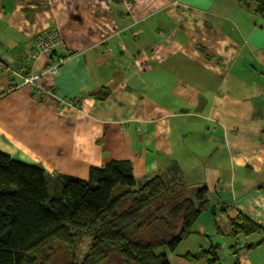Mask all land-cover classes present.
Masks as SVG:
<instances>
[{
  "label": "crops",
  "instance_id": "obj_1",
  "mask_svg": "<svg viewBox=\"0 0 264 264\" xmlns=\"http://www.w3.org/2000/svg\"><path fill=\"white\" fill-rule=\"evenodd\" d=\"M130 1L127 12L121 0H0V153L49 177L85 179L90 166L124 160L136 188L155 176L184 183L187 198L205 187L210 205L193 233L159 253L169 264H207L185 256L217 248L219 264L233 253L238 264H264V162L207 165L221 151L264 149L254 113L262 102L237 109L242 128L226 120L228 95L264 97V20L238 0ZM49 29L62 39L53 58L67 60L39 79L41 94L20 87L21 71ZM49 57L29 63L30 73ZM236 215L261 232L231 236Z\"/></svg>",
  "mask_w": 264,
  "mask_h": 264
},
{
  "label": "trees",
  "instance_id": "obj_2",
  "mask_svg": "<svg viewBox=\"0 0 264 264\" xmlns=\"http://www.w3.org/2000/svg\"><path fill=\"white\" fill-rule=\"evenodd\" d=\"M238 2L252 5L264 20V0ZM107 96L100 92L96 99ZM186 188L182 182L168 185L159 176L136 188L124 160L90 166L81 179L49 177L38 166L0 153V264H45L51 241L69 250V264H169L159 251H174L210 205L205 187L196 189L193 198L185 196ZM228 221L234 238L262 229L241 215ZM84 237L89 247L76 260L75 243ZM232 255V264H238ZM185 258L219 264L217 248Z\"/></svg>",
  "mask_w": 264,
  "mask_h": 264
},
{
  "label": "rangeland",
  "instance_id": "obj_3",
  "mask_svg": "<svg viewBox=\"0 0 264 264\" xmlns=\"http://www.w3.org/2000/svg\"><path fill=\"white\" fill-rule=\"evenodd\" d=\"M243 96L245 95H235V96L228 95V106H227L228 115L226 117L228 130L234 131L244 126V117H242V115L240 117L236 115V113L238 112L237 109L240 110V113H245L247 112V110H249L250 106L253 103H258V106L259 103L261 102L262 105L264 104L263 102L264 97L248 98ZM255 109L256 110L254 111V113L256 114V116H262L264 120V107L263 109H259L258 107ZM237 155L242 158L240 160H245V161H239V157ZM263 162H264V149L261 151H256L251 149V150L242 151L237 154L226 153V152L223 153V151H221L220 153H218V155H216V157L212 158V161H209L207 165H210L212 163L214 164L216 169H224L227 168L229 165H231L230 169H232L234 168V166H241L245 164H250L255 166L256 168H259L260 166H262ZM237 175H238L237 173L233 175L234 184L238 183ZM202 217L203 216H201L200 219H202ZM89 241L90 240L88 238L84 237L75 243L74 254L76 256V260H79L83 256L82 254H84L87 251L89 247ZM44 257L46 259L45 264H69L71 261L69 250L66 249L64 245L55 241H51L45 247ZM222 262L223 261L221 260V264H223ZM108 264H114V261L112 262L110 261Z\"/></svg>",
  "mask_w": 264,
  "mask_h": 264
},
{
  "label": "built area",
  "instance_id": "obj_4",
  "mask_svg": "<svg viewBox=\"0 0 264 264\" xmlns=\"http://www.w3.org/2000/svg\"><path fill=\"white\" fill-rule=\"evenodd\" d=\"M121 1L122 5L124 6V9L129 12L132 8L131 1ZM61 44L62 39L57 29H49L36 39L35 49L26 57L24 61L26 68H23V70L21 71V73H23V76L20 87L37 89L41 94H47V91L39 87L38 81L39 79L45 76L55 77L59 75L60 69L66 63L67 59L66 57L53 58L52 55L54 54L55 49L61 46ZM40 54L50 56V60L39 74L33 75L30 73V70L27 68V65L32 61L37 60Z\"/></svg>",
  "mask_w": 264,
  "mask_h": 264
}]
</instances>
